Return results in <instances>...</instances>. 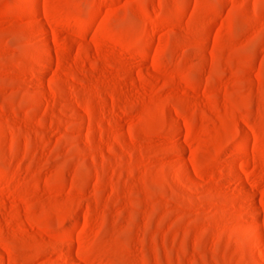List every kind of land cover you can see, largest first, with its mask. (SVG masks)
Returning a JSON list of instances; mask_svg holds the SVG:
<instances>
[{"label": "rangeland", "instance_id": "1", "mask_svg": "<svg viewBox=\"0 0 264 264\" xmlns=\"http://www.w3.org/2000/svg\"><path fill=\"white\" fill-rule=\"evenodd\" d=\"M0 264H264V0H0Z\"/></svg>", "mask_w": 264, "mask_h": 264}]
</instances>
